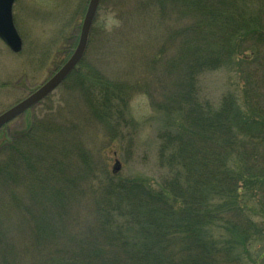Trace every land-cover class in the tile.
I'll use <instances>...</instances> for the list:
<instances>
[{
    "label": "trees",
    "instance_id": "obj_1",
    "mask_svg": "<svg viewBox=\"0 0 264 264\" xmlns=\"http://www.w3.org/2000/svg\"><path fill=\"white\" fill-rule=\"evenodd\" d=\"M112 1L127 8L124 25L139 10L166 25L148 44L144 82L145 74L124 81L93 67L80 75L87 120L112 137L130 97L145 93L167 118L157 136L167 174L147 181L86 171L79 126L49 109L0 145V264H216L220 242L207 229L223 222L247 231L238 218L248 219L251 187H264V0ZM222 69L235 80L216 109L199 83Z\"/></svg>",
    "mask_w": 264,
    "mask_h": 264
},
{
    "label": "rangeland",
    "instance_id": "obj_2",
    "mask_svg": "<svg viewBox=\"0 0 264 264\" xmlns=\"http://www.w3.org/2000/svg\"><path fill=\"white\" fill-rule=\"evenodd\" d=\"M89 1L16 0L13 14L23 40V50L14 54L0 39V114L34 93L70 59L79 43ZM101 2L90 33L85 62L80 64L77 75L41 104L2 128L0 145L13 142L31 128L33 119H42L49 109L54 108L53 112L60 111L63 120L79 126L84 149L91 153L86 171L91 167L100 172L115 173L119 179L160 181L167 170L158 164L157 136L165 127L167 118L152 107L145 93H134L124 111L127 122L110 137L102 125L87 120L86 94L80 88L82 86L79 87V77H86L88 68L93 67L120 80L140 79L146 73L142 67L145 54L149 56L152 52L148 46L151 38H162L163 28L158 33L155 28L166 24L162 25L151 16L146 17L139 10L135 18L128 17L127 25H124L127 8L116 7L112 0ZM167 21H171L170 18ZM120 38L128 41H119ZM134 38H144L148 43L134 41ZM147 78L149 76L145 74L143 82ZM234 80V73L228 69L202 76L199 83L201 97L217 109ZM117 165L120 170L115 171ZM251 188L252 192L248 194L252 196L244 208L248 219L238 218L240 227L247 228L246 232L233 229L237 223L217 222L207 229L220 242L216 264H264V187L254 185ZM88 190L86 181H82V194H89ZM210 205L219 206L220 202L213 198ZM194 229L198 233L202 231L198 226Z\"/></svg>",
    "mask_w": 264,
    "mask_h": 264
},
{
    "label": "water",
    "instance_id": "obj_3",
    "mask_svg": "<svg viewBox=\"0 0 264 264\" xmlns=\"http://www.w3.org/2000/svg\"><path fill=\"white\" fill-rule=\"evenodd\" d=\"M15 1L16 0H0V39L14 54H19L23 50V40L18 34L14 24L13 7ZM100 3L101 0L89 1L79 43L70 59L39 89L22 102L0 115V130L49 97L78 68L87 51L90 32L97 16ZM119 169L120 166L118 165L116 170Z\"/></svg>",
    "mask_w": 264,
    "mask_h": 264
}]
</instances>
